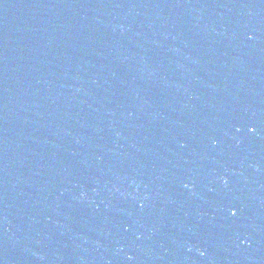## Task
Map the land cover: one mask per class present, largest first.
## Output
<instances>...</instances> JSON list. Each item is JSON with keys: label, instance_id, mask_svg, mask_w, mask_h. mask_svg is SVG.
<instances>
[{"label": "water", "instance_id": "obj_1", "mask_svg": "<svg viewBox=\"0 0 264 264\" xmlns=\"http://www.w3.org/2000/svg\"><path fill=\"white\" fill-rule=\"evenodd\" d=\"M0 264H264V0H0Z\"/></svg>", "mask_w": 264, "mask_h": 264}, {"label": "snow or ice", "instance_id": "obj_2", "mask_svg": "<svg viewBox=\"0 0 264 264\" xmlns=\"http://www.w3.org/2000/svg\"><path fill=\"white\" fill-rule=\"evenodd\" d=\"M234 214V213H233Z\"/></svg>", "mask_w": 264, "mask_h": 264}]
</instances>
